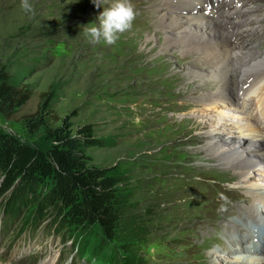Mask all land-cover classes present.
<instances>
[{
  "label": "rangeland",
  "instance_id": "374dc122",
  "mask_svg": "<svg viewBox=\"0 0 264 264\" xmlns=\"http://www.w3.org/2000/svg\"><path fill=\"white\" fill-rule=\"evenodd\" d=\"M155 1L138 5L129 0L137 12L132 28L119 34L114 45H105L91 41L88 24L99 26L101 12L115 0H27L30 10L22 7L24 0H0V69L13 86L30 92V100L13 121L0 115V131L43 148L48 144L46 131L63 126V120L73 134L92 124L95 135L114 140L115 147L87 150L89 164L128 179L122 189L140 231L128 250L118 239L104 237L98 227H69L59 233L50 219L32 222L24 209L6 222L0 209V264H211L209 250L226 245L224 240L212 244L202 236L207 222L220 219L238 198L239 190L234 189L242 183L234 176L235 169H222L203 150L205 133L216 120L195 131L194 121L171 123L204 113L205 108L184 107L191 90L177 71L189 61L177 59L178 49L161 51L166 35L153 29L161 9ZM242 6L259 18V29L232 43L231 49L240 53L238 60L264 52V0H244L238 3ZM150 31L157 41L146 38ZM167 73L175 85L166 80ZM229 76L233 78V73ZM236 84H231L233 93ZM45 105L46 112L41 109ZM40 109L45 125L29 134L21 118ZM258 176L249 178L247 185ZM255 191L247 203L259 198ZM259 230L264 232V226ZM231 231L217 234L221 240ZM233 234L238 250L250 245L249 237L238 239L236 231Z\"/></svg>",
  "mask_w": 264,
  "mask_h": 264
},
{
  "label": "bare ground",
  "instance_id": "6f19581e",
  "mask_svg": "<svg viewBox=\"0 0 264 264\" xmlns=\"http://www.w3.org/2000/svg\"><path fill=\"white\" fill-rule=\"evenodd\" d=\"M135 1L140 5L143 0ZM156 1L161 9H158V21L153 24L156 26L153 29L166 35L163 46L160 45L161 51L178 49L177 59L187 58L189 61L183 64V70L177 71L179 77H186L188 91L191 90L190 97L185 98L187 104L183 106L186 110L194 109L195 106L189 105L195 104L205 108L204 113L193 117L181 116L171 123L194 121L192 128L195 131L216 120L217 124L205 133L203 150L222 169H235L234 176L242 183L240 188L234 189L239 190L238 198L225 208L224 215L211 223L207 222L202 238L212 244L221 243L222 240L226 243V247L219 244V247L209 250L208 260L211 264H224L225 260L230 261L228 264H264V232L259 230L260 225L264 226V115L261 109L257 117L251 111L250 97L252 89L264 82V52L238 60V52L230 47L234 41L258 30L259 18L246 7H238V3L244 0ZM147 21L149 23L144 18L143 22ZM149 33L146 37L148 40H158L151 31ZM235 65H240L239 70L236 71ZM231 72L233 78L229 76ZM172 77L166 74V80ZM234 83H237V89L233 93L231 84ZM175 84L176 81L173 82ZM216 106L219 108L215 116L211 115L210 110ZM260 174L262 176H258ZM256 175L258 179L255 183L247 185L248 179ZM254 191L260 195L259 198H253L255 203H247L249 193L253 194ZM229 230H232V234L224 233L220 240L217 233ZM235 231L238 239L250 238V245L243 249L246 253L240 249L242 252L238 253L237 238L233 236ZM220 250L230 253L220 255Z\"/></svg>",
  "mask_w": 264,
  "mask_h": 264
},
{
  "label": "trees",
  "instance_id": "16d2710c",
  "mask_svg": "<svg viewBox=\"0 0 264 264\" xmlns=\"http://www.w3.org/2000/svg\"><path fill=\"white\" fill-rule=\"evenodd\" d=\"M29 100L30 92L13 86L0 69L1 117L13 121ZM41 109L46 112L47 106ZM41 109L22 116L27 133L34 134L45 125ZM63 124L46 131L48 144L43 148L0 131V209L5 221L24 209L32 222L50 219L59 233L69 227H98L104 237L118 239L130 250L140 231L122 189L128 179L110 168L91 166L86 154L93 148H114L115 141L97 137L92 124L79 127L74 134L67 121Z\"/></svg>",
  "mask_w": 264,
  "mask_h": 264
},
{
  "label": "clouds",
  "instance_id": "9594fccd",
  "mask_svg": "<svg viewBox=\"0 0 264 264\" xmlns=\"http://www.w3.org/2000/svg\"><path fill=\"white\" fill-rule=\"evenodd\" d=\"M22 7L26 10L31 9L27 0H24ZM136 16L137 12L129 0H115L110 7L101 12L98 17L99 26L95 23L88 24L87 35L94 43L102 41L105 45H114L120 38L119 34L132 28Z\"/></svg>",
  "mask_w": 264,
  "mask_h": 264
}]
</instances>
